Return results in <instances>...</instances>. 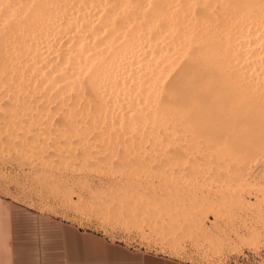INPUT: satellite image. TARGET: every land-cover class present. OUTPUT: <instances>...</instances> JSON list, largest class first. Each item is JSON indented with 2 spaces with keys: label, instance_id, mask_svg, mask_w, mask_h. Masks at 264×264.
Returning <instances> with one entry per match:
<instances>
[{
  "label": "bare ground",
  "instance_id": "6f19581e",
  "mask_svg": "<svg viewBox=\"0 0 264 264\" xmlns=\"http://www.w3.org/2000/svg\"><path fill=\"white\" fill-rule=\"evenodd\" d=\"M71 103L107 115L114 135L191 131L212 146L264 148V0H0V129L14 110L41 130L78 116Z\"/></svg>",
  "mask_w": 264,
  "mask_h": 264
},
{
  "label": "rangeland",
  "instance_id": "374dc122",
  "mask_svg": "<svg viewBox=\"0 0 264 264\" xmlns=\"http://www.w3.org/2000/svg\"><path fill=\"white\" fill-rule=\"evenodd\" d=\"M74 103L68 115L78 114ZM80 114L49 117L41 130L28 113L7 115L5 122L18 126L9 124L6 144L0 129V264L18 257L40 264L67 239L80 241L86 256L106 255L111 249L102 244L109 240L159 255V264H264V148L212 146L191 131L185 139L175 133L180 141L174 134L115 136L104 128L107 115Z\"/></svg>",
  "mask_w": 264,
  "mask_h": 264
},
{
  "label": "crops",
  "instance_id": "0c3cea01",
  "mask_svg": "<svg viewBox=\"0 0 264 264\" xmlns=\"http://www.w3.org/2000/svg\"><path fill=\"white\" fill-rule=\"evenodd\" d=\"M103 247H108L111 250L106 255H91L86 256L85 251L80 245V241L76 239H67L59 241V245L55 244L54 254L48 255L41 259L40 264H159L163 263V260L159 255L140 252L133 253L132 250H123L124 245L115 242L105 240ZM54 245H50L49 248H53ZM60 250V251H59ZM60 256V257H59ZM18 257L16 264H30L26 261H21Z\"/></svg>",
  "mask_w": 264,
  "mask_h": 264
}]
</instances>
